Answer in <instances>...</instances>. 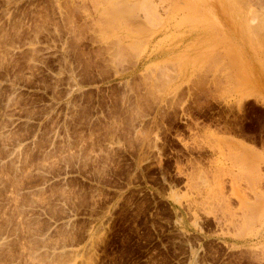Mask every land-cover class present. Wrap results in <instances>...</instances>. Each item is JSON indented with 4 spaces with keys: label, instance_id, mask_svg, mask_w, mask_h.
Returning <instances> with one entry per match:
<instances>
[{
    "label": "rangeland",
    "instance_id": "1",
    "mask_svg": "<svg viewBox=\"0 0 264 264\" xmlns=\"http://www.w3.org/2000/svg\"><path fill=\"white\" fill-rule=\"evenodd\" d=\"M145 1L0 0V264H264V0Z\"/></svg>",
    "mask_w": 264,
    "mask_h": 264
},
{
    "label": "bare ground",
    "instance_id": "2",
    "mask_svg": "<svg viewBox=\"0 0 264 264\" xmlns=\"http://www.w3.org/2000/svg\"><path fill=\"white\" fill-rule=\"evenodd\" d=\"M101 1H102V0H101ZM113 1H114V0H113ZM146 1H147V0H146ZM146 1H145V2H146ZM192 1H194V0H192ZM192 1H191V2H192ZM233 1H234V0H233ZM108 2H109V1H108ZM143 2H144V1H143ZM163 2H164V0H163ZM234 2H237V1H234ZM124 3H125V2H124ZM220 3H221V2H220ZM220 3H218L217 5H220V7H221V6L223 7V5L220 4ZM226 3H227V2H226ZM226 3H225L224 5H227V4H228V3H227V4H226ZM230 3H231V2H230ZM107 4H108V3H107ZM110 4H111V3H110ZM143 4H144V3H143ZM207 4H208V3H207ZM115 5H116V4H115ZM122 5H123V4H122ZM190 5H191V3H190ZM194 5L196 6V4H194ZM232 5H235V4L233 3ZM197 6H198V4H197ZM229 6H230V5H229ZM235 6H236V5H235ZM105 7H106V6H105ZM113 7H114V6H113ZM118 7H120V6H118ZM132 7L134 8V6H132ZM146 7H147V6H146ZM203 7H204V6H203ZM218 7H219V6H218ZM220 7H219V8H220ZM230 7H231V6H230ZM191 8H192V7H191ZM191 8H189V9H191ZM195 8H196V7H195ZM224 8H225V6H224ZM224 8H223V9H224ZM227 8H229L228 5H227ZM231 8H232V7H231ZM233 8H234V7H233ZM118 9H119V8H118ZM197 9H200V8H197ZM220 9L223 10L222 8H220ZM240 9H241V8H240ZM130 10H131V9H130ZM146 10H147V9H146ZM213 10H214V9H213ZM225 10H226V8H225ZM229 10H230V9H229ZM120 11H121V10H120ZM127 11H128V10H127ZM141 11H142V10H141ZM153 11H154V10H153ZM223 11H224V10H223ZM230 11H231V10H230ZM201 12H202V10H201ZM207 12H208V11H207ZM231 12H232V11H231ZM107 13H108V12H107ZM117 13H118V12H117ZM154 13H155V12H154ZM213 13H214V12H213ZM221 13H222V12H221ZM224 13H225V12H224ZM226 13H227V11H226ZM226 13H225V14H226ZM228 13H229V12H228ZM108 15H109V14H108ZM147 15H148V14H147ZM152 15H153V14H152ZM202 15H204V14L202 13ZM241 15H242V14H241ZM110 16H111V15H110ZM155 16H156V15H155ZM108 19H109V18H108ZM117 19H118V16H117ZM113 20H114V19H113ZM107 21H108V20H107ZM117 21H118V20H117ZM108 22L110 23V21H108ZM112 22H113V21H112ZM114 22H115V21H114ZM121 23H122V22H121ZM110 25H111V23H110ZM123 26H124V25H123ZM123 26H122V27H123ZM126 27H127V26H126ZM114 28H115V27H114ZM214 29H215V28H214ZM222 29H223V28H222ZM222 29H221V30H222ZM129 32H130V31H129ZM130 33H131V32H130ZM131 36H132V34H131ZM256 37H257V36H256ZM240 43H241V42H240ZM227 47H228V46H227ZM230 56H232V55H230ZM236 66H237V65H236ZM238 66H239V65H238ZM229 72H230V71H229Z\"/></svg>",
    "mask_w": 264,
    "mask_h": 264
}]
</instances>
